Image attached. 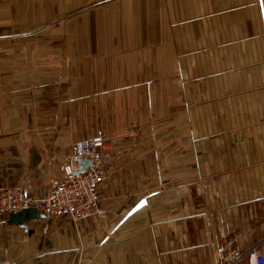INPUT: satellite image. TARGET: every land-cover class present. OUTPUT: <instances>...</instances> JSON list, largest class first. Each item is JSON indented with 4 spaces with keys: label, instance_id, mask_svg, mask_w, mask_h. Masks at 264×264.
Here are the masks:
<instances>
[{
    "label": "crops",
    "instance_id": "1",
    "mask_svg": "<svg viewBox=\"0 0 264 264\" xmlns=\"http://www.w3.org/2000/svg\"><path fill=\"white\" fill-rule=\"evenodd\" d=\"M97 135L101 214L0 215V264L264 257V0H0V187Z\"/></svg>",
    "mask_w": 264,
    "mask_h": 264
},
{
    "label": "built area",
    "instance_id": "2",
    "mask_svg": "<svg viewBox=\"0 0 264 264\" xmlns=\"http://www.w3.org/2000/svg\"><path fill=\"white\" fill-rule=\"evenodd\" d=\"M108 149L109 145L101 135L82 140L80 152L84 158L92 160V165L75 173L79 158L65 160L61 170L50 176V187L44 196L28 194L20 185L0 187V215L30 207L48 216H64L73 221L100 215L98 186L108 177L104 165ZM254 264H264L262 254H254Z\"/></svg>",
    "mask_w": 264,
    "mask_h": 264
},
{
    "label": "water",
    "instance_id": "3",
    "mask_svg": "<svg viewBox=\"0 0 264 264\" xmlns=\"http://www.w3.org/2000/svg\"><path fill=\"white\" fill-rule=\"evenodd\" d=\"M79 168L75 170V173H81L86 170L87 167L92 165V160L90 158H79ZM146 203L145 199L140 200L137 205L130 210V212L127 214H131L134 212L136 209L141 207ZM48 215L46 213H41L39 212L35 207H30L27 209H23L19 212L16 213H10L8 215V223L9 224H18L23 226L24 228L27 227V221L37 219V218H44L47 217Z\"/></svg>",
    "mask_w": 264,
    "mask_h": 264
},
{
    "label": "rangeland",
    "instance_id": "4",
    "mask_svg": "<svg viewBox=\"0 0 264 264\" xmlns=\"http://www.w3.org/2000/svg\"><path fill=\"white\" fill-rule=\"evenodd\" d=\"M49 178H51V177H50V174H49Z\"/></svg>",
    "mask_w": 264,
    "mask_h": 264
}]
</instances>
